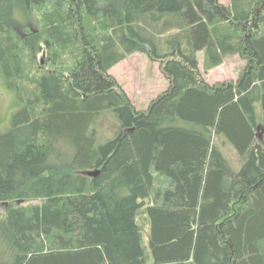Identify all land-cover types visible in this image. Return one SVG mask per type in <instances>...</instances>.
Returning a JSON list of instances; mask_svg holds the SVG:
<instances>
[{
    "label": "trees",
    "instance_id": "16d2710c",
    "mask_svg": "<svg viewBox=\"0 0 264 264\" xmlns=\"http://www.w3.org/2000/svg\"><path fill=\"white\" fill-rule=\"evenodd\" d=\"M134 53L146 111L109 73ZM0 77V264H264V0H0Z\"/></svg>",
    "mask_w": 264,
    "mask_h": 264
},
{
    "label": "rangeland",
    "instance_id": "374dc122",
    "mask_svg": "<svg viewBox=\"0 0 264 264\" xmlns=\"http://www.w3.org/2000/svg\"><path fill=\"white\" fill-rule=\"evenodd\" d=\"M220 2L226 6L231 5V0H220ZM28 28H32L31 24ZM28 28L25 30H29ZM38 60L43 64L44 56H39ZM199 62L204 79L212 86L229 82L237 83L246 68V61L238 56L226 59L220 67L212 70L207 69L206 59L202 52L199 53ZM109 73L118 81L139 111H146L151 102L169 87L168 80L162 72L161 63L153 61L143 53L129 55ZM19 107L17 99L5 88L0 77V127L10 122ZM258 134L264 135L262 132ZM224 150L234 163V167L238 169L237 153L234 148L227 144ZM4 208L0 205V213L4 212Z\"/></svg>",
    "mask_w": 264,
    "mask_h": 264
},
{
    "label": "water",
    "instance_id": "95a60500",
    "mask_svg": "<svg viewBox=\"0 0 264 264\" xmlns=\"http://www.w3.org/2000/svg\"><path fill=\"white\" fill-rule=\"evenodd\" d=\"M72 1H75V0H72ZM258 137H259V138H263V136H261V135H259V134H258ZM86 175L89 176V177L96 178V177H98V176L100 175V171L87 172Z\"/></svg>",
    "mask_w": 264,
    "mask_h": 264
},
{
    "label": "crops",
    "instance_id": "0c3cea01",
    "mask_svg": "<svg viewBox=\"0 0 264 264\" xmlns=\"http://www.w3.org/2000/svg\"><path fill=\"white\" fill-rule=\"evenodd\" d=\"M169 83V82H168ZM167 89H165V91H166Z\"/></svg>",
    "mask_w": 264,
    "mask_h": 264
}]
</instances>
